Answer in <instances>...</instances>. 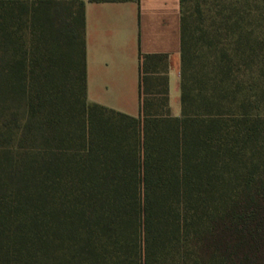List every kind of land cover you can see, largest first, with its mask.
<instances>
[{
    "label": "trees",
    "instance_id": "16d2710c",
    "mask_svg": "<svg viewBox=\"0 0 264 264\" xmlns=\"http://www.w3.org/2000/svg\"><path fill=\"white\" fill-rule=\"evenodd\" d=\"M187 1L181 113L144 63L132 116L88 102L84 1L0 0V264H264V88L192 86Z\"/></svg>",
    "mask_w": 264,
    "mask_h": 264
},
{
    "label": "crops",
    "instance_id": "0c3cea01",
    "mask_svg": "<svg viewBox=\"0 0 264 264\" xmlns=\"http://www.w3.org/2000/svg\"><path fill=\"white\" fill-rule=\"evenodd\" d=\"M82 1L88 102L138 116L145 63L149 85L167 76L171 113L180 115L181 0Z\"/></svg>",
    "mask_w": 264,
    "mask_h": 264
},
{
    "label": "rangeland",
    "instance_id": "374dc122",
    "mask_svg": "<svg viewBox=\"0 0 264 264\" xmlns=\"http://www.w3.org/2000/svg\"><path fill=\"white\" fill-rule=\"evenodd\" d=\"M66 5L52 7L55 23L66 19ZM184 12L190 26L192 86L207 81L226 85L238 98L244 87L259 94L264 88V0H188ZM5 16L0 9V21ZM22 16L28 25L21 32L28 38L36 29L29 11Z\"/></svg>",
    "mask_w": 264,
    "mask_h": 264
}]
</instances>
